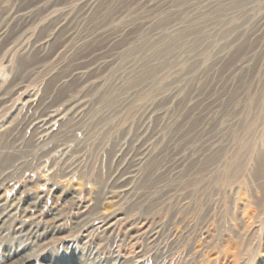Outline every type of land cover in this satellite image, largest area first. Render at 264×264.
<instances>
[{
    "label": "rangeland",
    "instance_id": "obj_1",
    "mask_svg": "<svg viewBox=\"0 0 264 264\" xmlns=\"http://www.w3.org/2000/svg\"><path fill=\"white\" fill-rule=\"evenodd\" d=\"M1 208L0 264H264V0H0Z\"/></svg>",
    "mask_w": 264,
    "mask_h": 264
},
{
    "label": "bare ground",
    "instance_id": "obj_2",
    "mask_svg": "<svg viewBox=\"0 0 264 264\" xmlns=\"http://www.w3.org/2000/svg\"><path fill=\"white\" fill-rule=\"evenodd\" d=\"M26 19V18H25ZM25 21V20H24ZM28 123V122H27ZM26 123V124H27ZM49 122H34L33 123V127H34V134H35V139H34V143H31L34 150L32 151H40L42 150V148L45 146L43 145L41 142L42 140L41 139V134L44 135V133L46 132V125L48 124ZM44 141V140H43ZM64 153L61 151L60 154L58 155L59 157H61ZM61 160V158H59ZM59 162V161H58ZM23 167V166H22ZM18 168L19 167H14L12 166L11 167V172L12 174H15L17 171H18ZM6 169H10L9 168H6ZM60 171V170H58ZM175 195V194H174ZM12 206V204L10 205ZM1 212L3 211V208H1L0 210ZM24 213L25 211H23V213L16 217V214L13 215L11 217V221L16 223V225H18V229L16 230V233H18V235H24L26 236L27 239H31L30 241L34 240V241H38L40 239V235H42L39 230L41 229L38 222H30V223H26L25 220L28 219L27 218H23L24 216ZM88 222V220H82L80 223H79V226L81 227L82 225H85L86 223ZM44 230V228H43ZM47 233V232H46ZM171 245V244H170ZM173 248V247H172ZM21 248L17 247L16 250H20ZM97 251V250H96ZM116 251V250H115ZM99 253V252H98ZM165 255V254H164ZM160 258V257H159ZM158 258V260H159ZM164 259V258H163ZM157 260V261H158ZM161 260V259H160ZM162 261V260H161Z\"/></svg>",
    "mask_w": 264,
    "mask_h": 264
}]
</instances>
